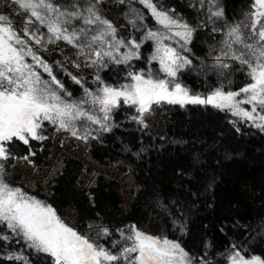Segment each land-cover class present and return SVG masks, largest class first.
Segmentation results:
<instances>
[{
  "label": "snow or ice",
  "instance_id": "obj_1",
  "mask_svg": "<svg viewBox=\"0 0 264 264\" xmlns=\"http://www.w3.org/2000/svg\"><path fill=\"white\" fill-rule=\"evenodd\" d=\"M10 2L20 20L0 13V264H264V253L254 252L247 240L230 243L219 253L221 259L213 261L210 243L196 254L180 239L163 231H145L136 222L119 227L89 224L87 231L81 230L68 223L47 198L8 178L13 162L33 164L36 149L43 150L50 140L49 128L85 144L102 142L105 133L120 126L115 118L124 110L132 113L128 119L141 130L149 127L147 118L154 106L167 104L211 107L236 117L230 123L237 133L249 123L264 132V0H250L244 18L232 23L220 0H192L189 6L200 14L195 26L160 0H135L142 9L130 6L125 19L138 35L128 38L119 35L103 14L104 0ZM201 29L220 39L209 47L211 62L201 60L197 65L191 45ZM58 42L74 51L64 61L50 63L41 52ZM147 44L151 48L145 55ZM65 62L76 69H94V87L85 77L68 72ZM234 64L249 82L230 90L225 81ZM108 70L114 73L111 82L101 75ZM186 71L216 75L220 86L194 93L181 80ZM61 72L80 86L79 97L59 78ZM202 164L196 155L191 168L199 171ZM178 176L192 179L187 171ZM214 182L212 177L205 191ZM199 194L186 190L193 204ZM157 207L171 220L174 231L187 235L186 202L158 199ZM231 227L247 229L248 225L236 222ZM219 231L224 233L225 227ZM254 231L264 236V221Z\"/></svg>",
  "mask_w": 264,
  "mask_h": 264
},
{
  "label": "trees",
  "instance_id": "obj_2",
  "mask_svg": "<svg viewBox=\"0 0 264 264\" xmlns=\"http://www.w3.org/2000/svg\"><path fill=\"white\" fill-rule=\"evenodd\" d=\"M160 2L165 7L174 8L178 15L194 26L199 22L200 14L189 6L192 0ZM249 2L250 0H220L229 23L244 18L243 14L249 10ZM106 4H118L121 23L132 36L138 35L127 25L125 14L130 6L142 9L141 5L135 3V0H127L125 4H120L118 0H104L100 7ZM144 12L147 15L146 9ZM148 22L150 26L153 25L150 19ZM219 39V35L214 36L201 29L191 45L198 58L194 59V64L198 65L201 60L210 63L209 47ZM150 48V44L145 45V55ZM73 51L72 49L69 54L58 51L49 57L43 56L52 63L64 61V57L70 56ZM238 70L239 66L234 64L227 77L230 85L225 81L230 90H233V74ZM113 74V70L101 72L110 82ZM58 75L74 96L82 94L80 86L74 84L70 77L62 72ZM91 80L86 79L88 86L94 87ZM181 80L194 93H205L221 83V78L216 75L205 77L192 71L184 72ZM131 114L128 110L119 112L115 119L120 126L111 133H105L102 142L90 140L85 144L78 140L92 161L100 167L121 163V173H125L126 168L130 170L137 191L128 212L124 213L122 210L119 185L115 181L104 182L99 179L88 193L81 190L78 183L84 166L81 161L72 158L63 161L61 172L51 184L50 195L39 197L47 198L53 203L59 214L66 209L74 211L77 225L83 228L89 222L106 223L115 227L132 222L139 225L152 217L155 219L153 233L163 231L169 238H178L193 253L202 254L205 251L204 245L210 243L208 254L213 261L221 259L219 253L225 251L230 243L244 240L249 242L254 252L264 253V236L257 235L254 231L264 221V132L248 124L243 125L242 131L237 133L230 123L234 120L233 117L211 107L191 105L175 108L162 132H155L149 127L141 130L139 125L128 119ZM56 133L49 128L50 140L45 142L43 150L39 147L36 149L37 155L33 158L36 168L49 167L52 160V140ZM142 148L144 151H141ZM225 154H230L231 159H226ZM196 155L203 161L199 171L191 168V161ZM17 162H13L9 173ZM185 171L192 179L187 176L181 179L178 176V173ZM212 177H215V182L209 191H205ZM189 189L200 193L195 198V204L191 202V197L186 196V190ZM89 193L92 195L91 200ZM165 198L187 203V235L181 236L178 231H174L171 220L157 207V200ZM236 222L248 225V228L231 227ZM222 226L225 227L224 233L219 231Z\"/></svg>",
  "mask_w": 264,
  "mask_h": 264
},
{
  "label": "rangeland",
  "instance_id": "obj_3",
  "mask_svg": "<svg viewBox=\"0 0 264 264\" xmlns=\"http://www.w3.org/2000/svg\"><path fill=\"white\" fill-rule=\"evenodd\" d=\"M16 5L10 0H1L0 13L10 15L14 20L19 21L20 16L14 11ZM102 12L114 23L119 30V34L125 38L132 35L126 30L118 16V4H106L101 7ZM69 54L72 52L71 47H65L63 42L56 44H48L47 51H42L41 55L50 56L55 52ZM67 71L74 75L83 76L86 79H92L94 72L92 68L82 67L76 69L72 64L67 63ZM248 77L243 71H235L233 74L232 89L237 90L248 83ZM179 106L163 104L154 106L152 114L147 118L149 128L155 132H162L168 121L169 115ZM251 107V106H246ZM230 114V113H229ZM231 115V114H230ZM233 117V116H232ZM236 120V117H233ZM250 124V123H249ZM52 160L49 162L47 169H38L33 164L25 161H18L10 170L8 178L16 185L22 186L25 190L43 196H49L51 193V184L56 175L63 168V161L66 158L77 159L84 166L83 174L79 179V188L88 193L95 186L96 182L101 179L104 182L115 181L119 185V193L122 198V210L128 212L130 205L134 200L137 187L129 169L126 168L125 173L120 172L121 163H116L110 167H100L92 161L89 154L84 150L81 143L72 138L68 133L57 132L52 140ZM71 225L87 231V225L100 222H89L84 228L77 225L76 214L70 209H66L60 214ZM152 217H148L146 223L139 224V227L145 231L153 233L154 221Z\"/></svg>",
  "mask_w": 264,
  "mask_h": 264
}]
</instances>
